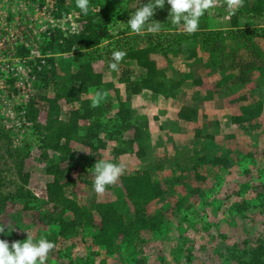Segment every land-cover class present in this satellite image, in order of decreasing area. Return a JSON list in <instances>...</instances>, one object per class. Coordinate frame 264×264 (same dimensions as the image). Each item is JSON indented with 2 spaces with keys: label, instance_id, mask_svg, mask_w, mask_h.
<instances>
[{
  "label": "rangeland",
  "instance_id": "374dc122",
  "mask_svg": "<svg viewBox=\"0 0 264 264\" xmlns=\"http://www.w3.org/2000/svg\"><path fill=\"white\" fill-rule=\"evenodd\" d=\"M57 1L0 0V133L8 134L13 148L27 151L24 163V172L29 174L27 188L37 199V202L29 205V210H24L22 201L6 205L0 216V224L5 225L6 231L8 227L12 231L8 235L0 234V239L11 245L12 242L23 241L28 234L34 240L46 237L55 244L46 264H89V261L93 264H239L238 257L247 249L256 247L259 242L264 245V106L259 115L251 120L242 123L232 121L235 117L255 111L258 100L255 89L260 82H264V74L261 75L264 69L263 37L258 39L263 55L257 61V69L250 74V82L217 85L220 77L231 71L232 63L248 58L251 29L264 27V17L248 13L238 17L241 30H230V14L241 0H237L232 7L229 6V0H212L211 7L205 10L199 20L203 27L222 33L224 50L216 54L223 66L217 68V73L210 71L207 66L208 55L198 48L196 52L200 53L202 61L197 65L189 63L193 59L186 64L171 55L166 58L152 56L158 68L163 69L170 78H178L184 73L191 75L179 90L184 89V97L187 98L186 94L190 95L193 89L192 102L185 100L186 104L182 107L197 109L194 123L199 120L202 130L198 137L194 133L200 130L194 127L196 124L192 128L186 126L190 123L181 122L175 117L170 122V131L165 129L166 132L150 139L147 134L149 122L145 119L147 128L141 140L142 152L134 145L132 152L113 157L110 148L117 144L114 141L107 143L109 148L96 153L85 146L71 143L72 158L61 164L71 181L63 180L68 184V197L89 208L97 203L112 202L124 214L126 221H129L133 208L125 197L121 177L103 194H96L87 182L91 168L100 159L122 165L124 172L121 176L150 171L153 181L163 187L165 195L162 199L150 202L146 211L150 215L162 216V233L154 236L143 232L145 243L139 248V255L130 260L121 250L107 255L103 249L91 244L89 234H77L66 241L61 237H53L57 234L55 227L43 226L46 222L44 215L52 212L51 207L46 205L45 190L52 178L44 172L46 163L40 157L42 150L38 138L31 126L22 119V113L18 114V108L25 103V95L28 97L35 92L32 79L27 82L28 77L19 71L20 63L12 53L49 24H58L72 31L71 23L74 22L76 31L81 29L79 14L73 10L68 12L65 21L57 23L53 19ZM223 1L226 7L222 6ZM64 3L69 2L67 0ZM105 3L110 9L114 7L113 0ZM117 10L118 7L116 13ZM118 17L113 16L109 26L114 39L102 43L97 49L83 51L80 56L81 61H91L94 72L99 76L98 92L93 93L92 89L91 98L100 105L110 104L109 111L103 117L104 123L116 117V106L118 101H122L128 104L134 117L140 113L147 114L156 125L163 110V98L147 91L145 93L154 98L151 105H134L132 99L138 95H128L125 84L119 82L126 69L132 70V81L140 79L142 73L137 70L136 63L122 59L118 71L109 70L112 52L124 49L119 32L125 26ZM35 47L36 44H33V49ZM68 60L72 62L73 68L77 66L73 57ZM11 80L16 82L14 87L9 83ZM109 83L113 85V90L107 91L105 85ZM114 90L118 91V97L113 93ZM61 107L64 112L69 109L63 103ZM45 117L46 112L41 109L39 122L44 124ZM100 137L104 138V135ZM135 157L137 160L142 159L136 168ZM213 157L220 158L221 165L214 164ZM225 160L227 164L224 166ZM0 167L8 183L4 190L12 191L19 185L15 171L9 161L0 162ZM245 184L249 187L243 192L242 186ZM93 214L97 223L98 215L95 212ZM63 218L71 220L72 216L65 214Z\"/></svg>",
  "mask_w": 264,
  "mask_h": 264
},
{
  "label": "trees",
  "instance_id": "16d2710c",
  "mask_svg": "<svg viewBox=\"0 0 264 264\" xmlns=\"http://www.w3.org/2000/svg\"><path fill=\"white\" fill-rule=\"evenodd\" d=\"M66 1H57L54 18L63 19L70 10H73L79 14L81 29L76 33H68L48 27L38 33L41 38L38 46L39 57L29 59L30 49L25 47H21L17 54L18 57L26 59V65L30 69L29 76L33 77L32 87L35 92V95H28L22 106L24 119L38 138L42 150L40 157L46 163L44 172L52 178L45 187L46 205L51 207L52 212L44 215L46 222L43 226L55 227L57 234L53 237H61L66 241L77 234L82 236L89 234L91 244L103 249L107 255L121 250L128 259L133 260L139 255V248L145 243L143 232H149L154 236L162 233L164 225L162 216L150 215L146 207L150 202L163 198L165 195L163 187L153 181L150 171H137L121 176L125 197L133 208L129 221H126L124 214L112 202L97 203L93 208H89L68 197L66 195L68 184L63 180L69 181V177L61 164L72 158L71 143L80 144L96 153L100 149L109 148L107 143L114 141L117 144L110 148L113 157L132 152L134 145L142 152L141 140L143 131L147 128L145 119L134 117L128 104L118 101L116 117L110 119L109 123H104L103 117L109 111L110 104L100 105L91 98L92 89L93 93L98 92L99 76L94 72L91 61H81L80 56L83 51L97 49L102 43L114 39L109 30L113 16H119V20L126 23L130 14L147 0H113L112 9L105 3L112 0H88L87 14L81 13L76 7V0H68V4L64 3ZM221 4L227 6L225 1ZM248 13L264 17V0H241L240 5L230 14V30H241L238 17ZM168 14L167 3L163 8L155 9L152 19L161 23L158 33L132 34L127 27L119 32V39L124 47L122 51L126 52L123 60L135 62L137 70L142 73L138 81H132L130 76L132 70L126 69L123 72L119 82L125 84L128 95L136 96L148 91L164 99H174L179 88L191 76L184 73L178 78L168 77L163 69L158 68L152 56L166 58L171 55L186 64L193 59L196 65L202 61L201 56L197 57L198 48L208 55L207 66L212 73H217V68L223 66L221 58L216 54L224 50L220 30L208 29L199 23L198 30L189 34L182 26L172 25L168 21ZM249 33L251 50L248 58L238 59L236 63H232L231 71L220 77L218 86L250 82V74L257 69V61L262 54L258 39L263 37L264 42V27H254ZM72 57L73 62L77 63L75 68L68 60ZM261 72L263 75L264 69ZM105 87L107 91L113 90L110 83ZM255 90L258 95L255 111L233 118L234 123H242L259 115L264 106V82H260ZM113 93L118 97V91L114 90ZM61 103L69 109L64 112ZM41 109L46 112L44 124L38 120ZM176 118L184 123L194 122L197 119V109L184 106ZM85 122L87 124L83 125ZM129 132L131 134H126ZM201 132L200 129L194 133L198 137ZM100 135H104V138ZM26 159L27 151L13 148L8 134L1 132L0 162L4 160L10 162L19 185L12 191H5L8 183L5 182L4 170L0 167V216L9 202L22 201L24 210H29V205L37 202L36 197L27 188L29 174L24 172ZM221 161L220 158L213 157L214 164L221 165ZM223 164L225 166L227 161L225 160ZM89 175L90 178L85 180L92 185V171ZM248 187L247 184L243 185L242 191H246ZM94 212L98 215L97 223ZM65 214H70L72 219H64ZM238 258L239 264H264V245L259 242L256 247L247 249ZM89 264L93 263L89 261Z\"/></svg>",
  "mask_w": 264,
  "mask_h": 264
},
{
  "label": "clouds",
  "instance_id": "9594fccd",
  "mask_svg": "<svg viewBox=\"0 0 264 264\" xmlns=\"http://www.w3.org/2000/svg\"><path fill=\"white\" fill-rule=\"evenodd\" d=\"M165 3L169 6L168 21L172 25L182 26L184 31L190 34L198 30L200 17L206 9L211 7L212 0H147L130 14L126 23L121 24L127 27L132 34L158 33L161 23L153 20L152 17L155 9L163 8ZM236 3L237 0H229L230 7ZM76 7L81 13L87 14L88 0H76ZM125 55L124 51H113L112 62L108 65L109 70L118 71L119 62ZM91 169L92 190L96 194H103L109 186L117 182L124 172L123 166L119 163L100 159ZM11 231V227H8L6 231L5 225L0 224V234L8 235ZM54 248L55 244L43 236L34 240L28 234L23 241L12 242L11 245L8 241L0 239V264H46Z\"/></svg>",
  "mask_w": 264,
  "mask_h": 264
},
{
  "label": "crops",
  "instance_id": "0c3cea01",
  "mask_svg": "<svg viewBox=\"0 0 264 264\" xmlns=\"http://www.w3.org/2000/svg\"><path fill=\"white\" fill-rule=\"evenodd\" d=\"M197 57L198 58L200 57V53L199 52L197 54ZM189 63H193L194 64L193 61H191ZM198 74H200V72ZM145 92H147V91H143L140 95H138V96H136L135 98L132 99V102H133L134 105L140 104L143 107H147L149 104L151 105V103L153 102L154 98H152L150 95H147V93H145ZM206 92L207 91H204V93H206ZM185 93H186L185 90L182 89V90L178 91V95L174 99H172V98H168V99H164L163 98V99H161L163 110L160 113L159 120L157 121L158 124L156 123V125H154L153 122L151 120H149V117H148L147 114L142 113L144 116L141 113L139 114L138 118L142 117V118L146 119L149 122L148 129H147V134H149L150 139H152L153 137H155V136H157L159 134H163L167 130L170 131L169 130V127L171 126L170 122H171V120L175 119L176 114L178 113L179 109L184 104H186L185 100L188 101V100L193 99V97H194L193 89L190 90V95L186 94L187 98L184 97ZM191 102H192V100H191ZM175 106H176V108H175ZM197 121H198V123L190 122V124H187L186 126H190V127L193 128V125L196 124L194 127H196V129H200V125H199L200 121L199 120H197ZM165 129H166V131H165ZM135 158H136V160L138 159L137 157H135ZM141 161H142L141 158L139 160H137V162H135V163L132 161L134 163V167L136 168L139 164H141Z\"/></svg>",
  "mask_w": 264,
  "mask_h": 264
},
{
  "label": "built area",
  "instance_id": "2783aa9c",
  "mask_svg": "<svg viewBox=\"0 0 264 264\" xmlns=\"http://www.w3.org/2000/svg\"><path fill=\"white\" fill-rule=\"evenodd\" d=\"M53 19L55 21H57V23H58L59 21H65L66 20V17L63 18V19H55V18H53ZM73 24H74V22L71 23L72 31H70L68 28L65 29L64 26H59L58 24H49L48 26L44 27V29L40 30V32L41 31H44V30H46V28L50 27V28H57V29H59L62 32L76 33L77 31L75 29V25H73ZM35 37H34L35 39L32 38L29 42H28V40L24 41V43H22V45L20 46V48L21 47H25V48H29L30 49V58L29 59L34 58V57H39L38 46H39L40 37L38 35L37 36L35 35ZM33 44L34 45L36 44V47L34 49H33ZM20 48L18 50H20ZM18 50L16 52L14 51L12 53V56L14 55L15 60H17V62L20 63V70L19 71H22V74L23 75L25 74L28 77V81L27 82L29 83V79H32L33 80V77L30 78V76H29L30 69L26 65V59L23 58V57H18V55H17L18 54ZM35 51H36V54H34ZM14 76H17V75L14 74ZM11 81H9V83L11 85H13V87H14L16 85V82H14L13 80H11ZM25 96L27 98V95H25ZM26 98L24 99V102H25ZM19 108L20 109H19L18 114L22 113V119L25 120L24 119V110H23V107L20 105Z\"/></svg>",
  "mask_w": 264,
  "mask_h": 264
}]
</instances>
